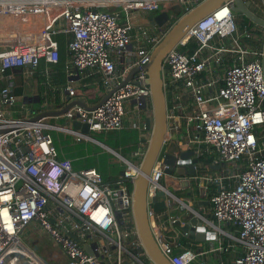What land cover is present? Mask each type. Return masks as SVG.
<instances>
[{
  "label": "built area",
  "instance_id": "2783aa9c",
  "mask_svg": "<svg viewBox=\"0 0 264 264\" xmlns=\"http://www.w3.org/2000/svg\"><path fill=\"white\" fill-rule=\"evenodd\" d=\"M204 1L0 0V264H47L27 246L29 238L53 243L66 257L62 264H126V260L154 264L137 235L132 212L135 179L151 133L139 140L132 160L118 157L125 168L111 186L95 168L76 169L71 159L62 157L52 132L89 142L72 130L74 121L89 124L94 133L128 129L129 114L144 120L145 110L151 109L144 66L165 30L158 29L159 34L149 39L150 29L137 25V16L153 15L170 5L179 6L184 14ZM237 1L249 2L248 10L264 21V0H227L201 19L164 60L166 146L182 138L187 146L206 147L216 154L219 161L214 164L241 163L239 171L226 176L211 177L201 169L188 178L166 174L162 158L155 163L147 191L148 218L158 246L172 264H223L214 257L224 250L219 236L232 241L228 249L233 252L239 245L233 264H264V26L235 12ZM225 10L227 15L221 16ZM244 18L248 24L241 29L238 20ZM57 33L69 38L66 72H96L101 84L113 91L94 110L75 105L57 118L68 127L46 118L32 121L40 113L66 107L57 101L51 77L60 61L53 39ZM144 38L152 43L148 49L138 44ZM191 44L196 45L193 50ZM122 57L134 62L119 74ZM134 68L139 70L132 81L123 84ZM17 69L23 71L21 95L13 90ZM38 71L43 72L44 93L29 90ZM66 91L75 95L73 87ZM134 128L142 131L140 126ZM185 180L193 194L209 200L213 219L176 195ZM212 183L218 185L214 193L208 188ZM160 191L165 195L159 196ZM157 197L166 206L159 213L153 210ZM172 199L178 206H170ZM182 205L188 211L180 216L176 210ZM101 209L107 214L93 219ZM191 214L217 242L209 251L196 253L181 245V238L189 235L183 217ZM129 223L132 228L127 229ZM224 224L236 227L237 233L222 230ZM168 228L174 235H167ZM84 246L90 247L91 255ZM207 255L211 260L202 261Z\"/></svg>",
  "mask_w": 264,
  "mask_h": 264
},
{
  "label": "water",
  "instance_id": "95a60500",
  "mask_svg": "<svg viewBox=\"0 0 264 264\" xmlns=\"http://www.w3.org/2000/svg\"><path fill=\"white\" fill-rule=\"evenodd\" d=\"M227 0H205L199 5L193 7L189 12L174 16L168 10H162L149 17L153 26L160 30H165L164 36L153 48L148 63L144 66L147 72V84L151 91V108L152 117L146 121V128L150 131V141L145 154V157L141 163L139 174L135 179V189L133 196V219L137 235L141 240L143 248L154 264H172L169 259L162 253L158 246L148 218V205H147V191L150 182V176L155 163L159 158H162V162L168 168L165 169V173L170 176L186 177L194 176L196 174V164L198 160L193 159L195 151H189L185 146H178L175 143L166 146L167 132H168V100L164 87V80L162 73L164 70V60L174 48H176L190 30L204 17L211 14L214 10L220 7ZM250 3L246 5L242 1H237L234 11L237 13H243L248 19L255 23L264 26V21L253 15L248 7ZM179 8V6H176ZM31 65H28L30 68ZM138 68H134L127 75L125 83L132 81L135 74L138 72ZM113 91H110L106 96L94 107H88L83 101H72L66 107L57 112H43L36 115L32 121H38L40 119H57L62 117L70 108L75 105L82 106L88 110H94L108 99ZM72 130L80 131L83 136L90 139L93 142H97L105 149L111 152L117 157H123L119 152L105 145L104 143L96 140L90 129L89 124H82L74 121L72 123ZM26 152V150H24ZM182 187L189 188V180H185L182 183ZM166 192L160 191L159 196H164ZM191 192L188 194L190 196ZM156 204L153 206V210L157 213L165 210L166 206L163 202H158V197L154 199ZM171 207L178 206V202L174 199L170 201ZM180 211L185 213L188 210L184 205L180 207ZM183 221H186L187 227L185 231L189 232L188 239L195 241L198 244L205 243L211 240L210 234L205 232L201 226L202 223L193 215L183 217ZM77 242H81L74 235L69 234ZM85 251L88 254H92L90 247L84 246Z\"/></svg>",
  "mask_w": 264,
  "mask_h": 264
},
{
  "label": "crops",
  "instance_id": "0c3cea01",
  "mask_svg": "<svg viewBox=\"0 0 264 264\" xmlns=\"http://www.w3.org/2000/svg\"><path fill=\"white\" fill-rule=\"evenodd\" d=\"M150 16L151 15H139V16H137V20H136V24L139 25L140 27L150 29L149 39L153 38L159 34L158 28L153 26L152 23L150 22V20H149ZM149 39H147V38L138 39L139 46L143 49L150 48L152 46V43L149 42ZM132 46H133V48L137 47L136 38L133 39ZM132 62H134V60L128 61V60H125L124 57L120 58L118 60V67H117L119 74H123L125 72V69L127 68V64L130 65ZM38 72L43 74L42 71H38ZM129 72L127 73V75L129 74ZM66 75H67L68 80H67L65 88H62V90L59 91V93L56 92V94H55L57 101L61 102V103L63 101L66 104V106L69 103H71L72 101H83V102H85V104L88 107H94L100 101H102V99L106 96L107 93L110 92L108 89H106V87L104 85L101 84V75H99L96 72H95V74H93V73H83V72H80L77 70H72V71H69V73H67ZM52 81H54V79ZM31 83H32V87L29 90L30 91H38L39 89L37 88V83H36V80L34 78H33V80H31ZM67 87H73V89H75V95L74 96L69 95V93L66 91ZM184 105H186L187 109L189 108L187 101L184 102ZM129 106L132 107V105H129ZM129 112H130V107H129ZM151 117H152V108L151 109L147 108L145 110V113H144L145 119L142 121L136 120V117H134L132 114H129L128 119H127L128 120L127 127H128V129H136V128H134V125L142 127L141 132L136 129L138 131V134H139V140L142 137H144V139H148L149 135H150V131H148L146 128V121L148 118H151ZM181 127L185 128V125H181ZM191 130H192V135L197 134V132L194 131L192 128H191ZM65 135H66L65 138L67 136H69L68 134H65ZM185 141H186L185 139L178 138L175 140V143H176V145H178L180 147L181 146L186 147L187 144L185 143ZM76 143H78V142H76ZM89 143H93V144L99 146L103 150V152H108V153L112 154L111 152H109L107 149H105L102 145H100L97 142L89 141ZM58 149H59L62 157L71 159L73 161V164L76 163V164H74L75 168H77V169L95 168L93 166L92 167L89 166V165H94V164H89L86 161L91 156L89 154V148L88 147L83 146V147H80L78 150L73 149L71 151L70 149L66 148V145L64 147L59 145ZM187 149L189 151H195V155L193 156V159H196V160H198L199 156L203 155V151H205L210 156L216 155L214 153H208L210 151H208L206 149V147H204V148L201 147L199 149V148H197V146H187ZM133 154L134 153L131 152V154L129 156L130 160L133 159V157H134V156H132ZM113 156L115 158L111 162H109L111 166L107 167L106 172L109 176H113L115 178L114 181L116 182V181H119L121 176H122L123 170L121 169V167L123 166V164L116 155H113ZM217 160H218V157L216 156V159L213 161V163L211 165H204L203 168L199 164V160H198V163L196 164V170L199 172L202 169L203 173L209 174L211 177H216V176H226L228 174V172H230V171H234V170L239 171L241 169L240 168L241 163L228 164V163L219 162L217 164H214L215 161H217ZM97 162H98V160H96V163ZM113 166L120 169V170L117 173H114L113 172ZM116 174H118V175H116ZM188 177H190V176L187 175L185 178H188ZM208 188L211 191V193L212 192L214 193L217 191L218 185L215 183H212V184L208 185ZM190 192H191L190 187L189 188L188 187L187 188L182 187V188L176 189L175 193L180 199L189 203L200 214L204 215L205 217H207L209 219H213L212 205L209 203V200L204 198L203 196H200V195L198 196V194H195V193L193 194L192 192L189 196L188 194ZM176 214L182 216L184 213L182 214L180 209H177ZM234 228L235 227L231 224L221 225L222 230L236 234L237 230L235 232H231V229H234ZM166 233L168 236L174 235L171 228H168L166 230ZM219 239L221 240V242H223L224 239H229V238H227L225 236H219ZM82 243L86 244L87 241H82ZM216 245H217V242H215L212 239L206 241L205 243L198 244V246L201 248V250L212 249ZM27 246L29 248H31L32 250L36 251L37 255L41 259H43L47 264H62L66 261V257L50 241L41 242V241H38L34 238H29L27 240ZM237 248H239V245H237L236 249ZM235 250H234V252H235ZM223 251H225V248ZM214 257H215V255H214ZM206 259H207V257H206ZM202 261L209 262L210 259L208 258L207 260H205L203 258Z\"/></svg>",
  "mask_w": 264,
  "mask_h": 264
},
{
  "label": "trees",
  "instance_id": "16d2710c",
  "mask_svg": "<svg viewBox=\"0 0 264 264\" xmlns=\"http://www.w3.org/2000/svg\"><path fill=\"white\" fill-rule=\"evenodd\" d=\"M166 10H168L169 12H171L174 16H178L181 15L182 11L181 8H176V5H170L168 8H166ZM238 24L240 26V28L242 29L245 25L248 24V19L244 18L243 20H238ZM53 39L55 40V42L57 43L58 46V51H59V55H60V61H59V65L52 69V74L51 77L54 79V84L56 86L57 93H59V91L62 90V88H65L66 83H67V61L69 59V54H68V50H67V44L69 41V38L66 34L63 33H57L54 35ZM196 47L195 44H191L189 46V48L191 50H193ZM185 49V48H183ZM22 69H17L14 70V74L16 76V86L13 88L14 93L16 95H21L24 91V86L23 85V74H22ZM34 79L36 80L37 83V88L39 89V91L41 93H44V91L46 90V87L44 85V76L42 75V73L37 72L36 75L34 76ZM93 137L98 140L101 143H104L105 145L109 146L110 148L116 150L117 152H119L123 157L125 158H129L131 152H135L138 147V141H139V134L138 131L136 129H125L122 131H102V132H94L92 133ZM54 143L55 145L58 147L59 145L61 146H65L66 148L70 149L71 151L73 149H79L80 147L86 146L89 148V151L92 153V157L89 159H96V158H100L102 155H106L104 158H106L110 153L108 152H103V150L98 147L97 145L93 144V143H85V142H81V143H76V141L71 137V136H67V140L66 141H62L59 142V138L54 136ZM74 140V141H73ZM71 142L72 145L69 146L68 144H66V142ZM67 142V143H68ZM100 153V155H99ZM97 155V156H96ZM88 159V161H90ZM107 159V158H106ZM114 159V157H109V162H111ZM216 159V155H208L205 151H203V155L199 156L198 160H199V164L201 165V167L203 168L204 165H211L213 163V161ZM90 164H94V165H89L90 167H95V169L99 170V172L101 173V175L104 178L105 183L109 184V185H114L115 183H117L118 181H114L115 178L113 176H109L106 172L107 166L106 164H101L99 162H94ZM76 164V163H74ZM96 164V165H95ZM104 167V168H103ZM120 169L116 168L113 166V172L117 173ZM118 175V174H116ZM127 229L132 228V224L129 223V225L126 226ZM125 229V228H124ZM237 230V228L235 227L234 229H231V232H235ZM232 243V241L230 239H224L223 240V248H225V251L222 252H218L215 254V258L218 259L219 261H221L223 264H233V262L235 261V259L237 258L238 254L233 252L232 249H228V246ZM181 245H183L184 247L190 248L193 251H195L196 253H199L201 250V248L198 246V244L195 241H192L190 239H188L187 237H183L181 238ZM126 264H130L127 260H126Z\"/></svg>",
  "mask_w": 264,
  "mask_h": 264
},
{
  "label": "rangeland",
  "instance_id": "374dc122",
  "mask_svg": "<svg viewBox=\"0 0 264 264\" xmlns=\"http://www.w3.org/2000/svg\"><path fill=\"white\" fill-rule=\"evenodd\" d=\"M51 122H52V124H56V125H61V126H66V127H68V124H67V122H65V121H63V120H57V119H51ZM53 134H54V136H56V137H58L59 138V142H61V140L62 141H66L67 140V138H65V134L64 133H60V132H52ZM64 135V136H63ZM68 142V141H67ZM66 142V144H68L69 146H71L72 145V143L71 142H68L67 143ZM85 143H89V142H85ZM99 147V146H98ZM74 150H76V149H74ZM78 150V149H77ZM102 153H104V152H102ZM89 154L91 155L89 158H91L93 155H92V153L89 151ZM99 155H100V153H99ZM97 156V155H96ZM106 155H102L100 158H96V159H89L90 161H88V159L86 160L87 161V163H89V162H91V163H94V162H96V160H98V162L100 163V165L101 164H106V166L107 167H109V166H111L110 165V163H109V157H114L112 154H109L106 158H104ZM115 158V157H114ZM90 164V163H89ZM104 168V167H103ZM124 168L125 167H121V169L122 170H124ZM77 169V168H76ZM210 249H208V251H209ZM210 259L211 260V256L210 255H207V259ZM204 259L205 260H207L206 259V256H204Z\"/></svg>",
  "mask_w": 264,
  "mask_h": 264
},
{
  "label": "clouds",
  "instance_id": "9594fccd",
  "mask_svg": "<svg viewBox=\"0 0 264 264\" xmlns=\"http://www.w3.org/2000/svg\"><path fill=\"white\" fill-rule=\"evenodd\" d=\"M221 16H225V15H227V10H225L223 13H221L220 14ZM107 213L103 210V209H101V211L99 212V213H97L96 214V216H94L93 217V219H98V218H100V219H102L103 218V216L104 215H106ZM3 215H4V217H5V221H6V223H8V226H9V228L11 227V222H10V220L8 219V213H7V211L5 210V212L3 213ZM185 255H191L190 253H186Z\"/></svg>",
  "mask_w": 264,
  "mask_h": 264
}]
</instances>
